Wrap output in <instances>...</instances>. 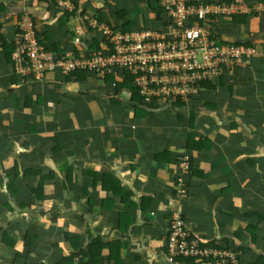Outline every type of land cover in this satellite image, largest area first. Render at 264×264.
<instances>
[{
  "label": "crops",
  "instance_id": "0c3cea01",
  "mask_svg": "<svg viewBox=\"0 0 264 264\" xmlns=\"http://www.w3.org/2000/svg\"><path fill=\"white\" fill-rule=\"evenodd\" d=\"M60 1L0 0V264L22 263L15 256L24 255L26 234L34 237L28 264L68 256L65 236L81 252L73 264H164L173 214L202 245L234 252L237 264L264 257V0H190L244 6L214 19V31L250 41L253 53L185 107L153 98L137 111L116 91L118 72L80 79L56 68L34 80L5 51L25 13L60 54L104 53L85 13L101 11L104 24L125 32L160 30L157 1ZM183 156L191 169L179 195Z\"/></svg>",
  "mask_w": 264,
  "mask_h": 264
},
{
  "label": "built area",
  "instance_id": "2783aa9c",
  "mask_svg": "<svg viewBox=\"0 0 264 264\" xmlns=\"http://www.w3.org/2000/svg\"><path fill=\"white\" fill-rule=\"evenodd\" d=\"M155 1L161 9L160 30L125 32L98 23L93 15H83L88 26L98 27L106 44L104 53L87 57H75L72 52L55 57L51 52H45L35 38L34 22L24 13L17 25L11 58L15 70L34 80H42L47 72L56 68L65 76L74 70L85 69L93 71L99 78L114 72L121 77L123 71H130L138 83L142 102L153 98L171 102L176 97L186 102L201 91L197 83L218 80L226 70L241 67L246 63L247 55L253 53L252 48L212 38L214 31L200 25L214 22L221 14L239 13L237 7L190 0ZM57 2L62 4L60 0ZM177 166L180 175L175 187L177 194L182 195L186 191L184 176L191 169L190 157L183 156ZM179 258L199 262L215 260L221 264H237L238 261L237 255L229 249L202 245L186 228L180 215L173 214L165 239L164 264H178Z\"/></svg>",
  "mask_w": 264,
  "mask_h": 264
},
{
  "label": "trees",
  "instance_id": "16d2710c",
  "mask_svg": "<svg viewBox=\"0 0 264 264\" xmlns=\"http://www.w3.org/2000/svg\"><path fill=\"white\" fill-rule=\"evenodd\" d=\"M226 3H230V2H226ZM157 14L158 15L161 14V9L159 7H158V10H157ZM121 16H122V14H117V17H121ZM233 16H234L233 14L230 15V17H233ZM93 17H95V19L97 20L98 23H103L104 22L106 24H109L108 20H103L102 19L101 11H97V13H95ZM21 18H22V16L19 19H21ZM236 20H237L236 18H233V21H236ZM200 25L205 27L207 30H210V31H214V29H216V26L211 21L207 22V23H200ZM46 29H47V27H46ZM124 29H126V30H124ZM124 29H123L124 31H127V28L124 27ZM47 30L43 31L42 33H39V32H37L35 30V38L37 40V43H38L39 46H41L43 48V50L45 52H51L52 54H54L55 57H59L62 54L59 53V49H58L57 45H55V43H53L51 41V37L49 36V30L48 31ZM17 32H18V30L16 31V33ZM212 38H220V39H222L221 36L215 31H214V33H212ZM230 43H233V45H236V46H244L245 48H251V46H249V45H252L250 41L243 42V41H240V40H230ZM97 46H98V43L92 45V47H94V48L97 47ZM8 47L9 48L6 49V51H5L6 56L8 58L7 61H9L12 64L13 69L15 70L14 62L11 59L12 52L15 49V44H13L11 46H8ZM75 57H78V56L75 55ZM238 70H239V67H236L235 71H238ZM87 71L88 70H85V69H77V70H74V71L70 72L66 76L70 75V77H78V78L82 79L84 74ZM120 75H121V77H117V80H115L116 91L117 92L120 91V90L125 91L128 94L127 95L128 100L130 101V103L132 104V106L135 108L136 111L140 107L146 108L145 105L143 104L144 102H142L143 97L140 95V89H139L138 83L135 82V76L130 71H123ZM222 75H220L218 77V80L222 81V78H223ZM109 79L113 80V76L110 75V74L107 75L106 80H109ZM197 84H198V86H199V88L201 90H210V89H213L215 87V81L214 80L213 81L203 80V81H201V82H199ZM174 101H175V103L176 102L178 103V104L176 103V105L181 106V107H185V101L184 102L181 101L180 97H176L174 99ZM180 102H183V103H180ZM188 140H191V137H188ZM3 237H4V240L6 242H8L7 235H5V236L3 235ZM3 237H2V239H3ZM24 238H25V240H24V255L16 254L15 259L17 261H20V258H22V263L21 264H28L25 261V259L28 256V254L30 253V249L32 247V243H33V240H34L33 238L34 237L29 235V234H26ZM65 239L68 240V242L71 244V247H72L73 251L68 256H66V257L62 258L60 261H58L56 264H73V259L75 257H78L79 254H81L78 246H76L75 243L72 240L68 239L67 236H65ZM10 242L11 243H9V242L8 243L11 245L12 241H10ZM210 247H212V246H210ZM179 260H184V259L179 258L178 261ZM187 260L193 261V259H187ZM252 264H264V257L260 256Z\"/></svg>",
  "mask_w": 264,
  "mask_h": 264
},
{
  "label": "rangeland",
  "instance_id": "374dc122",
  "mask_svg": "<svg viewBox=\"0 0 264 264\" xmlns=\"http://www.w3.org/2000/svg\"><path fill=\"white\" fill-rule=\"evenodd\" d=\"M221 6H225V5H221ZM237 9H238L239 11H241V12H243V11L245 10L244 6H241V7L238 6ZM234 16H235V15H234ZM225 17H227L226 19L231 18L230 15H229V16H225ZM220 22H221V19H219L218 22H216V20H214L213 23H214V24H216V23L218 24V23H219L218 26H220V24H221ZM216 81H217V80H216ZM193 99H194V98L187 99L186 102H191V101L193 102ZM186 102H185V103H186ZM192 102H191V103H192Z\"/></svg>",
  "mask_w": 264,
  "mask_h": 264
},
{
  "label": "flooded vegetation",
  "instance_id": "af4514ba",
  "mask_svg": "<svg viewBox=\"0 0 264 264\" xmlns=\"http://www.w3.org/2000/svg\"><path fill=\"white\" fill-rule=\"evenodd\" d=\"M85 14H88V13H85Z\"/></svg>",
  "mask_w": 264,
  "mask_h": 264
}]
</instances>
